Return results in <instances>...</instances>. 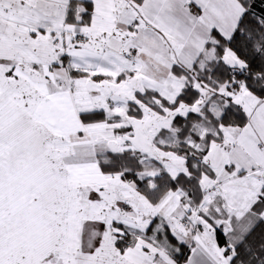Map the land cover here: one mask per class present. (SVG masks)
<instances>
[{"label":"snow or ice","instance_id":"snow-or-ice-1","mask_svg":"<svg viewBox=\"0 0 264 264\" xmlns=\"http://www.w3.org/2000/svg\"><path fill=\"white\" fill-rule=\"evenodd\" d=\"M0 264H264V0H0Z\"/></svg>","mask_w":264,"mask_h":264}]
</instances>
